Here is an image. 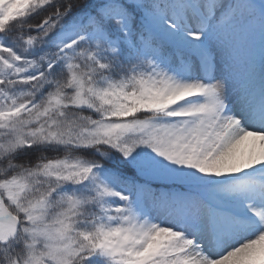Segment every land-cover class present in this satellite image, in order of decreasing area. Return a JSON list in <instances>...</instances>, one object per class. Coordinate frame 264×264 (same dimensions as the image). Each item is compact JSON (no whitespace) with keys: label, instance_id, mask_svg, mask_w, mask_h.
<instances>
[{"label":"snow or ice","instance_id":"6c2138e0","mask_svg":"<svg viewBox=\"0 0 264 264\" xmlns=\"http://www.w3.org/2000/svg\"><path fill=\"white\" fill-rule=\"evenodd\" d=\"M0 264H264V0H0Z\"/></svg>","mask_w":264,"mask_h":264}]
</instances>
